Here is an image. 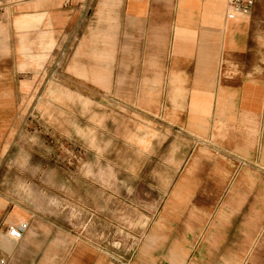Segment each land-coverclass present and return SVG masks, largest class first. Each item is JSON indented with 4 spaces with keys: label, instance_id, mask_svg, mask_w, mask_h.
<instances>
[{
    "label": "rangeland",
    "instance_id": "1",
    "mask_svg": "<svg viewBox=\"0 0 264 264\" xmlns=\"http://www.w3.org/2000/svg\"><path fill=\"white\" fill-rule=\"evenodd\" d=\"M27 1L0 0L3 220L16 207L29 213L25 240L15 242L11 254L2 252L5 263L39 264L52 248L49 264H66L73 257L78 264H169L176 244L187 252L185 264H234L236 255L238 264H264V219L249 221L264 197V115L247 155L236 149V135L203 146L188 133L184 114L172 117L165 80L154 85L163 88L154 105L141 103L139 93L149 87L146 65L115 62L117 48L104 32L113 25L108 22L101 30L100 23H87L94 0L76 5L80 19L63 33L47 24L52 15L47 11L37 27L20 26L18 7ZM86 24L89 46L76 59L88 71L84 78L70 66ZM257 28L262 52L249 77L264 79V23ZM22 43L29 49L25 54L19 51ZM94 71L106 80L93 77ZM199 148L211 157L199 162L186 201L168 211ZM215 157L232 166L222 185L212 171ZM244 172L247 183L242 181L233 210L219 228V242L210 246L201 232L215 221ZM158 223L160 240L142 252ZM30 229L34 236H28ZM254 231L251 246H245L246 232Z\"/></svg>",
    "mask_w": 264,
    "mask_h": 264
},
{
    "label": "crops",
    "instance_id": "2",
    "mask_svg": "<svg viewBox=\"0 0 264 264\" xmlns=\"http://www.w3.org/2000/svg\"><path fill=\"white\" fill-rule=\"evenodd\" d=\"M65 2H70L72 8L63 7ZM81 2L27 1L18 7L16 21L24 28H35L49 12L52 15L46 20L47 24L56 25L55 31L58 29L63 33L71 27L70 30L74 29L78 23L80 9L76 5ZM227 2L228 0H94L89 3L91 14L87 23L93 24L92 26L100 23L98 27L101 30L109 27L106 24L108 22L113 25L104 32H108L112 45L117 48L115 62L118 65H146L144 83L149 87L139 93L142 104L152 106L157 102L158 95L163 94V88L158 91L154 85H158L163 79L167 86L165 95L172 106V117L178 118L184 114L185 126L190 135L203 146L207 142L218 144L233 139L236 135V149L247 155L264 115V79L249 77L254 65L259 62V53L262 52L256 39L257 25L264 23V0H255L250 19L239 16L232 20L225 16ZM87 31L86 24L82 29L84 39L81 38L70 66V69L78 71L84 78L88 71L83 66H78L76 59L82 54L84 46H89ZM50 41L51 38L46 44ZM28 50L24 43L19 47L22 54ZM30 58L34 60L36 55L31 54ZM234 69L236 74L233 73ZM90 73L95 78L106 80L101 72ZM262 153L264 159V145ZM205 156L211 157L207 150L199 148L191 157L183 180L173 193L174 203L168 211L173 210L175 204L186 201L189 185L194 179L199 162ZM231 168L224 157L213 158L212 171L218 178V184L226 182ZM246 179L247 173L244 172L239 183L228 190V198L217 211L215 221L207 223V230L201 232V238L208 245L219 242V228L228 218V212L233 210L238 188L244 186L242 181L246 182ZM6 205V200L0 198V259L5 261L2 252L11 254L16 242L8 237V228L26 223L29 219L27 211L16 207L7 211L3 220ZM252 213L250 222L259 223L264 219V197L260 201V208L254 209ZM157 225L147 236L142 252L151 249L160 240L158 231L162 228V223ZM256 228L257 224L254 226ZM255 232H246L245 246H251ZM27 233L29 237L35 235L33 229ZM52 252V248L46 249L39 264H49L53 260ZM187 256L185 249L175 244L167 258L169 264H185ZM236 256L234 264L239 263V256ZM66 264H78L77 259L73 257Z\"/></svg>",
    "mask_w": 264,
    "mask_h": 264
},
{
    "label": "built area",
    "instance_id": "3",
    "mask_svg": "<svg viewBox=\"0 0 264 264\" xmlns=\"http://www.w3.org/2000/svg\"><path fill=\"white\" fill-rule=\"evenodd\" d=\"M254 4L255 0H228L225 16L229 20L239 16H249ZM27 228V223H23L18 226H11L7 230L8 237L13 241L18 242L23 238L24 232ZM0 264H5V260L0 259Z\"/></svg>",
    "mask_w": 264,
    "mask_h": 264
},
{
    "label": "bare ground",
    "instance_id": "4",
    "mask_svg": "<svg viewBox=\"0 0 264 264\" xmlns=\"http://www.w3.org/2000/svg\"><path fill=\"white\" fill-rule=\"evenodd\" d=\"M0 245H1V242H0ZM0 249H1V247H0Z\"/></svg>",
    "mask_w": 264,
    "mask_h": 264
}]
</instances>
